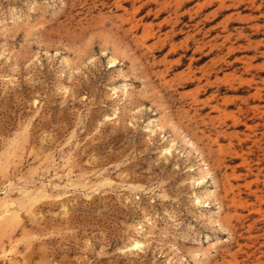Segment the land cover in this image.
Instances as JSON below:
<instances>
[{
	"label": "rangeland",
	"instance_id": "374dc122",
	"mask_svg": "<svg viewBox=\"0 0 264 264\" xmlns=\"http://www.w3.org/2000/svg\"><path fill=\"white\" fill-rule=\"evenodd\" d=\"M263 109L264 0H0V264H264Z\"/></svg>",
	"mask_w": 264,
	"mask_h": 264
},
{
	"label": "bare ground",
	"instance_id": "6f19581e",
	"mask_svg": "<svg viewBox=\"0 0 264 264\" xmlns=\"http://www.w3.org/2000/svg\"><path fill=\"white\" fill-rule=\"evenodd\" d=\"M119 1V0H118ZM124 1V0H123ZM155 1H157V0H155ZM117 2V1H116ZM149 3V2H148ZM119 4V3H118ZM162 4V3H161ZM169 4H170V2H169ZM171 4H172V2H171ZM120 5V4H119ZM118 5V6H119ZM159 5V4H158ZM224 5V4H223ZM160 6V5H159ZM162 7V6H161ZM165 7V6H164ZM171 7V6H170ZM202 7V6H201ZM133 8V7H132ZM156 9V8H155ZM159 9V8H158ZM161 10V9H160ZM172 11H173V9H172ZM169 12V11H168ZM171 16V15H170ZM173 16V15H172ZM132 18V17H131ZM134 19V18H133ZM171 20V19H170ZM169 20V21H170ZM172 20H173V18H172ZM165 22V21H164ZM147 34V33H146ZM149 36V35H148ZM157 40V39H156ZM160 40H162L161 38H160ZM257 109V108H256ZM264 110V109H263ZM258 112V111H257ZM261 112V111H260ZM263 113V112H262ZM261 116H262V114H261ZM229 186H230V184H229ZM233 189V188H232ZM9 215V212H8V210H3L1 213H0V220H2V219H4V218H6L7 216ZM19 218V217H18ZM6 220V219H5ZM139 243H135L134 245H133V248H138L139 247ZM258 259V258H257ZM263 260V259H262Z\"/></svg>",
	"mask_w": 264,
	"mask_h": 264
}]
</instances>
